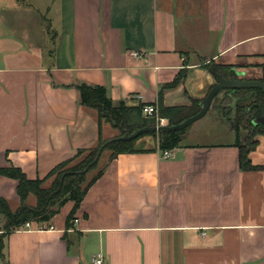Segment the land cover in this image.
<instances>
[{
	"label": "crops",
	"instance_id": "0c3cea01",
	"mask_svg": "<svg viewBox=\"0 0 264 264\" xmlns=\"http://www.w3.org/2000/svg\"><path fill=\"white\" fill-rule=\"evenodd\" d=\"M263 64L264 0H0V170L44 179L112 133L81 105L82 84L160 112L201 106L213 66L260 75ZM216 117L226 142L185 134L164 159L148 136L146 151L108 162L71 228L72 201L54 231L32 224L1 248L0 215V264H92L99 253L106 264H264V171L240 168L236 133ZM256 140L250 159L264 165ZM18 184L0 173L14 212Z\"/></svg>",
	"mask_w": 264,
	"mask_h": 264
},
{
	"label": "trees",
	"instance_id": "16d2710c",
	"mask_svg": "<svg viewBox=\"0 0 264 264\" xmlns=\"http://www.w3.org/2000/svg\"><path fill=\"white\" fill-rule=\"evenodd\" d=\"M263 74L261 81L264 82V65ZM212 71H216L222 74L226 78L236 79L234 75L227 74V68L220 66L211 67ZM230 74V73H229ZM178 78L173 84L167 86L168 88L174 87ZM80 93V103L83 106L94 109L97 111L100 122L110 124L114 129H118L122 133V137L126 134H132L135 131L142 129L144 127L156 126L155 119L146 118L143 115V107L145 104H139L136 106H128L125 102L114 104L113 101L108 96L107 89L103 86H88L82 84L78 86ZM248 91V90H243ZM236 91V92H243ZM257 93V96H262L264 98V93L260 90H252ZM258 96V97H259ZM255 101L252 107L248 110L243 109L239 106L236 109V118L234 125H232V131L236 133L237 141L236 146L239 148V163L240 168L245 171H264V165H254L250 159V153L255 150L258 145V141L255 136L264 133H256L253 140L250 142L249 147L244 145L240 141V127H250L256 116L253 113L257 110V105L264 107V101L261 97ZM201 109L200 103L195 102L193 107H174L169 109H162L159 112L160 118L166 119L170 125H177L186 120L189 117L196 115ZM254 111V112H253ZM250 115V117H249ZM228 123V122H227ZM258 127L256 128V130ZM187 130L181 132H167L161 134H148L143 136H153L157 138V147L161 152L172 151L176 149L185 135ZM141 136L140 138H143ZM134 141H114L109 144L106 149L112 152L109 161L111 162L116 159L120 154H134L146 151L145 149H139L136 147V142L140 139ZM105 142L101 139L99 147L97 149H82L78 153L88 151L91 153L90 160L85 163L83 167L77 172H72L64 177V179H55L51 182V185L46 188L44 184L50 180L55 174L56 169L59 167H64L70 160H66L54 168L46 178L37 179L35 181L29 180L26 175L16 168L10 170H0L1 174L10 176L11 178L17 180L18 184V195L20 198V206L14 212L11 209L10 203L5 199H0V215L2 218V234H1V248H3V240L11 232L20 229L26 223L42 224L50 223V221L60 212V209L72 201L75 203L73 211L68 217L67 226L71 228V223L74 221V215L78 210L81 202L86 197L90 188L95 184V182L103 176L107 168V164L98 172V174L86 184L85 189L81 190L80 185L85 182L87 174H89L93 169L97 167L99 161L89 170L83 174L90 164L95 160L99 148ZM104 150V151H105ZM103 151V152H104ZM103 154V153H102ZM102 156V155H101ZM34 196L36 199L35 205H28V199Z\"/></svg>",
	"mask_w": 264,
	"mask_h": 264
},
{
	"label": "rangeland",
	"instance_id": "374dc122",
	"mask_svg": "<svg viewBox=\"0 0 264 264\" xmlns=\"http://www.w3.org/2000/svg\"><path fill=\"white\" fill-rule=\"evenodd\" d=\"M263 65L259 66L261 68L260 70H261L262 74H263V68H262ZM231 69L232 68L228 67L227 74L228 75H234L236 79L261 81L260 79L262 77V74H260V75H256V74L253 75L252 74L251 75V74H246V73H241V74L239 73L238 74L239 76H236V74L233 73L231 71ZM258 96H257V93L253 92L252 90L243 91V92H236L233 90L223 91L222 93H220L218 95V97L214 100V102L212 104L211 109L216 111V112H214V113L209 112L206 115V117H204L200 121L194 123L192 126L188 127L186 129L187 131L185 134H191V133L194 135L196 134L195 140L199 141V142H201V141H204L206 143L226 142V140L222 139V137H215L213 135L214 133H216L217 129H214V128L217 127V125L214 124L211 121V119L213 117L220 116L219 120L224 121L223 122V123H225L224 125H230L232 127V125H234V121L236 118L237 107L241 106V107H243V109H246V111H248L252 107L251 105H253L255 103ZM260 97H261L262 101H264V98L262 96H259L258 98H260ZM250 110H253V109H250ZM253 114L254 115L256 114V116L252 122L253 127L252 126L247 127V128H244L243 126L240 127V141L242 144L247 145L246 147H249V144L253 140V137H254V135H256V133H264V121H261L258 119L259 113L257 110ZM249 117H250V115H249ZM225 121L228 122V124ZM257 127H258V129L256 130ZM121 135H122V133L118 129L112 128V133L110 135H108L107 138H105L103 141L105 143L111 141V143H112V142H114L115 139L122 137ZM255 137H257V136H255ZM227 141H229V139H227ZM152 142H153L152 138H150L148 136H143V138H140L136 142V147L137 148H140V147L149 148V147H151ZM111 143H109V144H111ZM98 147H99V145L96 146L95 148H92V149H97ZM86 150H88V149H86ZM111 154H112V152L109 151V149H106L103 152L101 159L97 164V167L95 169H93L89 174H87L85 182H83L80 185L81 190L85 189L86 184L89 183L98 174V172L108 163ZM90 157H91V153L88 151H84V152H80V153L77 152L74 156H72L71 158L68 159L70 161L64 167H59L58 169H56L53 177L50 180H48L44 184V186L46 188H48L51 185V182L53 180H55L57 178L58 179L59 178L64 179V177L66 175L71 174L72 172H77L78 170H80L81 167H83L85 165V163L87 164V162L90 160ZM32 203L36 204V199L31 196V198H30V200H28L27 204L29 205Z\"/></svg>",
	"mask_w": 264,
	"mask_h": 264
},
{
	"label": "water",
	"instance_id": "95a60500",
	"mask_svg": "<svg viewBox=\"0 0 264 264\" xmlns=\"http://www.w3.org/2000/svg\"><path fill=\"white\" fill-rule=\"evenodd\" d=\"M236 74V76H239V73L233 72ZM212 75L214 76L216 80V84L211 88V90L208 92L207 96L205 99L202 101L201 104V109L200 111L192 116L181 122L180 124L177 125H170L168 124H162L160 126H149V127H144L142 129H139L135 131L132 134H127L123 137L117 138L114 141H125V142H130L137 140L143 135H148V134H161V133H167V132H181L183 130H186L188 127L192 126L194 123L200 121L206 115L209 113L212 104L214 100L218 97L220 93L223 91H243V90H260L264 93V82L262 81H255V80H243V79H231V78H226L222 74L212 71ZM258 109V119L263 121L264 120V107L257 105ZM110 142L105 143L98 151L97 156L95 160L90 164V166L83 171V174L86 173L90 167L94 166L100 159L103 151L105 148L109 145Z\"/></svg>",
	"mask_w": 264,
	"mask_h": 264
},
{
	"label": "built area",
	"instance_id": "2783aa9c",
	"mask_svg": "<svg viewBox=\"0 0 264 264\" xmlns=\"http://www.w3.org/2000/svg\"><path fill=\"white\" fill-rule=\"evenodd\" d=\"M133 57H136L138 59L142 58L143 55L138 53V52H133L132 53ZM142 98L139 97V100H141ZM143 115L146 118H150V119H155L156 121V126H160L162 124H168V121L166 119H162L160 118L159 115V110L156 106L153 105H145L143 107ZM173 156L172 151H164L162 152V157L164 159H170ZM33 223H26L24 226H22L21 228H25V229H29L31 228ZM37 225V224H35ZM36 231L39 232H44V231H54V226L49 224V223H42V224H38L36 227ZM92 264H106L105 262V258L104 255L102 253L97 254L93 260H92Z\"/></svg>",
	"mask_w": 264,
	"mask_h": 264
},
{
	"label": "flooded vegetation",
	"instance_id": "af4514ba",
	"mask_svg": "<svg viewBox=\"0 0 264 264\" xmlns=\"http://www.w3.org/2000/svg\"><path fill=\"white\" fill-rule=\"evenodd\" d=\"M257 111H258V109H257ZM264 121V120H263Z\"/></svg>",
	"mask_w": 264,
	"mask_h": 264
}]
</instances>
